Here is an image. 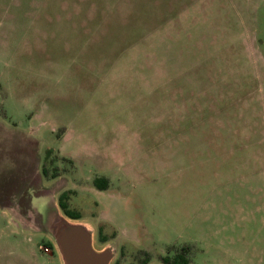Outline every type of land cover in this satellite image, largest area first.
I'll return each mask as SVG.
<instances>
[{
    "label": "rangeland",
    "instance_id": "rangeland-1",
    "mask_svg": "<svg viewBox=\"0 0 264 264\" xmlns=\"http://www.w3.org/2000/svg\"><path fill=\"white\" fill-rule=\"evenodd\" d=\"M50 207L110 264H264V0H0V264H65Z\"/></svg>",
    "mask_w": 264,
    "mask_h": 264
},
{
    "label": "water",
    "instance_id": "water-1",
    "mask_svg": "<svg viewBox=\"0 0 264 264\" xmlns=\"http://www.w3.org/2000/svg\"><path fill=\"white\" fill-rule=\"evenodd\" d=\"M42 215L56 238L65 264H110L113 251L97 248L93 232L85 223L71 221L59 211H52V207L47 216Z\"/></svg>",
    "mask_w": 264,
    "mask_h": 264
},
{
    "label": "trees",
    "instance_id": "trees-1",
    "mask_svg": "<svg viewBox=\"0 0 264 264\" xmlns=\"http://www.w3.org/2000/svg\"><path fill=\"white\" fill-rule=\"evenodd\" d=\"M96 184L99 185L100 187H107L109 182L108 178L106 176H99L95 180ZM69 194L68 191H63L60 196H59V204L65 211L67 215H69L72 218H79L81 217V213L74 209L70 208L69 206ZM164 263L165 264H193L192 260L190 259L189 255L186 253V250H182L180 254H178L175 257H170V256H164L163 257ZM148 258H144L142 260H139L137 263L133 264H147ZM115 264H119L118 262Z\"/></svg>",
    "mask_w": 264,
    "mask_h": 264
},
{
    "label": "flooded vegetation",
    "instance_id": "flooded-vegetation-1",
    "mask_svg": "<svg viewBox=\"0 0 264 264\" xmlns=\"http://www.w3.org/2000/svg\"><path fill=\"white\" fill-rule=\"evenodd\" d=\"M138 261H134V262H130L129 264H133V263H137ZM115 263H117V262H115ZM114 263V264H115ZM119 263V262H118ZM119 264H121V263H119Z\"/></svg>",
    "mask_w": 264,
    "mask_h": 264
},
{
    "label": "crops",
    "instance_id": "crops-1",
    "mask_svg": "<svg viewBox=\"0 0 264 264\" xmlns=\"http://www.w3.org/2000/svg\"><path fill=\"white\" fill-rule=\"evenodd\" d=\"M235 136H236V135H235ZM8 208H10V209H12V210H13V208H14V207H8ZM16 213H17V212H16Z\"/></svg>",
    "mask_w": 264,
    "mask_h": 264
}]
</instances>
